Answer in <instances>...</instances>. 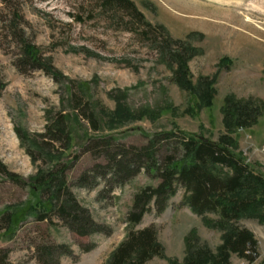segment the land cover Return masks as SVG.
Here are the masks:
<instances>
[{
  "label": "rangeland",
  "instance_id": "1",
  "mask_svg": "<svg viewBox=\"0 0 264 264\" xmlns=\"http://www.w3.org/2000/svg\"><path fill=\"white\" fill-rule=\"evenodd\" d=\"M115 1L0 0V161L26 180L59 160L73 161L66 174L71 192L108 231L79 236L55 216L52 223L30 218L12 238L2 233L5 230L0 232V251L8 253L7 263L108 264L130 231L151 226L163 256L147 264L182 263L190 239L191 244L207 243L213 250L221 245L222 231L204 222L205 217L217 216L194 214L181 187L163 213L152 205L140 224L129 223L135 195L157 186L159 180L143 168L120 185L110 172L94 183V174L109 171L95 169L107 165L95 152V140L113 137L115 145L137 151L149 146L158 133L179 134V128L218 141L226 133L222 107L227 97L264 105V0H124L131 5L124 1L115 5ZM24 40L52 61L58 76L22 64L20 70ZM189 48L196 51L190 61L193 81L215 80L213 106L199 112H193L197 99L176 84L175 65L170 62L175 52ZM121 108L130 118L143 110L160 114L154 120L127 118L112 124L113 114ZM91 113L99 122L97 131L88 122ZM58 114L72 120L71 148L59 156L45 155L36 144ZM234 137L237 152L264 174V112L257 124L240 129ZM158 154L169 155L164 148ZM86 173L90 188L78 185ZM30 198V187H21L0 173V218ZM239 226L255 235L259 257L250 261L233 255L232 263L260 264L264 225L243 219ZM50 246L65 250L56 249L52 258L40 260L37 249Z\"/></svg>",
  "mask_w": 264,
  "mask_h": 264
},
{
  "label": "trees",
  "instance_id": "2",
  "mask_svg": "<svg viewBox=\"0 0 264 264\" xmlns=\"http://www.w3.org/2000/svg\"><path fill=\"white\" fill-rule=\"evenodd\" d=\"M123 1L116 0L113 4L118 5ZM124 2L130 4L128 1ZM174 54L170 56V62L175 65L174 80L192 100L197 99L193 112L211 108L216 95L215 80L200 77L196 82L193 81L190 61L196 51L189 48ZM19 64L20 70L23 65L25 69L29 67L30 70L58 76L52 61L44 59L38 48L26 40L21 43ZM121 109L113 114L112 124L128 120L127 118L130 121L145 117L154 120L160 114L159 110H143L140 115H132L130 118V114L124 108ZM263 112L264 105L253 99L227 97L222 107L226 133L218 141L179 128H176L179 134L176 131L158 133L150 139L149 146L137 151L134 147L115 145L113 137L96 139L98 142L95 152L98 157L104 158L107 165H98L95 169L98 172V168H108L109 171L97 175L93 173L94 183L99 177L106 178L105 175L110 172L113 182L120 185L133 179L143 168L159 180L157 186L144 188L135 195L128 214V222L134 225L142 222L152 205L157 213H163L179 187L184 189L185 203L194 214L217 216V219L205 217L204 222L207 226L222 231L221 245L213 250L207 243L191 244L192 240H187L188 249L184 261H172L171 264H233V255L254 261L259 257L258 240L250 230L239 226V223L243 219H253L264 225V174L255 171L237 152L239 145L234 134L240 129H248L257 124ZM193 115L196 116L195 113ZM87 119L91 128L97 131L99 122L94 114L91 113ZM71 121L64 114H58L52 120L45 133L39 136V145L36 144L41 153H56L59 156L71 148ZM26 136L20 135L21 139H26ZM56 144L61 146L56 148ZM163 148L169 155L162 158L158 153ZM28 151L33 154L30 149ZM63 161L59 160L51 169L41 171L29 180L8 171L0 161V173L21 187H30L31 192V198L24 206L11 207L1 216L0 221L4 225H0V232L5 230L2 233L12 238L30 218L41 222L49 220L52 223L54 216L79 236L108 232L105 226L92 218L90 212L80 205L71 192L66 174L74 166V162ZM89 180L86 173L78 185L90 188ZM46 248L37 249L40 260L52 258L56 249L65 250L63 246ZM0 253V264H10L7 263L8 253L5 250ZM156 256L162 257L163 251L157 231L151 226L130 231L113 252L108 264H147ZM260 264H264V260Z\"/></svg>",
  "mask_w": 264,
  "mask_h": 264
}]
</instances>
